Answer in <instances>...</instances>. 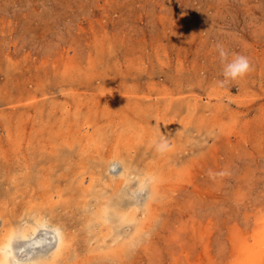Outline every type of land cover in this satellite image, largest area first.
I'll list each match as a JSON object with an SVG mask.
<instances>
[{"label": "rangeland", "instance_id": "1", "mask_svg": "<svg viewBox=\"0 0 264 264\" xmlns=\"http://www.w3.org/2000/svg\"><path fill=\"white\" fill-rule=\"evenodd\" d=\"M217 44L251 64L223 88ZM118 158L135 177L118 206L140 222L109 230L94 213ZM149 173L154 199L136 185ZM39 207L73 239L57 264L250 263L264 239V0H0V233Z\"/></svg>", "mask_w": 264, "mask_h": 264}, {"label": "bare ground", "instance_id": "2", "mask_svg": "<svg viewBox=\"0 0 264 264\" xmlns=\"http://www.w3.org/2000/svg\"><path fill=\"white\" fill-rule=\"evenodd\" d=\"M93 104H95V103H93ZM89 144H91V142ZM115 147H117V146H115ZM110 150H111V148H110ZM112 151H109V152H112ZM82 152H84V150ZM105 158L107 160L108 155L105 156ZM105 158H104V161H106ZM119 160L122 161L123 168H122V171H120V173L118 174V176H119L118 179L112 178V180H115L116 188L113 189V192L111 193L112 195L110 194L111 196L109 198L110 201L114 200L115 205L112 203H111V205H109L108 203L110 201L102 202V203L97 202L98 203L97 204L98 210L94 213L95 214L94 221H96L102 225H107L109 230H111L110 225L115 224V221H118L121 223L123 222L124 224L125 223H130V224L136 223L137 226L139 225L138 223L140 222L137 219L138 216L136 213V209H132L131 211L127 210V211L123 212V210H122L123 208L118 206L119 199L121 198V196L119 195L120 192L122 191L121 188L123 186L127 187V185L131 184L132 181H134V179H135V177H133V178L131 177L132 173L130 174V170L134 167V165H132L133 160L132 159H125V158L119 159ZM105 163H107V162H105ZM136 181H137L136 182L137 186H139L140 188L143 187L141 190H143L145 187H147L149 189V197L151 199H154V196H155V194H157V190H158V187L156 185V183L158 182V179L155 176V174L149 173V178L147 180H145L141 177L140 179L138 178V180H136ZM132 188H134V186H132ZM124 192H127V191L124 190ZM132 192H136V191L132 190ZM122 195H124V194H122ZM134 195H136V193H134ZM116 197H118V198L116 199ZM150 202H151L150 200L147 202L146 208H148ZM133 204H134V206L135 205L138 206L135 203H133ZM133 204H131L130 206L133 207ZM130 206H127V207L130 208ZM40 208L41 207H39V209L38 208L34 209V212L29 214V215H32V218H33L32 221L31 220L25 221L24 223H21V225H19V226L18 225L17 226H15V225H10V226L5 225L4 226L5 227L4 232L0 233V264H57L62 259H64V257L67 255V253L69 252V250L72 246V243H73L72 237L69 234H67L65 231H63L60 226H58L56 224L55 225L50 224V222L46 220L47 216L44 215V213L42 212V210H40ZM144 210L145 211L143 212L142 218L146 217L149 213L148 209H144ZM39 231L40 232L41 231L46 232V235L50 236L51 241L55 243V245L52 246L51 249H49L47 252H45L43 250L44 246L42 245V242H43L42 239H40L36 236L37 234H39ZM137 233H138V229L134 228L133 233L129 234L128 238L129 239L135 238ZM104 238H106V237H104ZM52 242H50V243H52ZM114 243H116V242H114ZM121 245H124V244H121ZM25 252H28L29 254H32L34 252V254L25 260H21L19 256H20V254H23ZM111 252H112V250H111ZM249 252H250L249 253V259L247 260V262L249 261L250 263H248V264H264V239L262 240V244L259 248V251L254 249L252 251L250 250ZM252 252H254V253H252Z\"/></svg>", "mask_w": 264, "mask_h": 264}, {"label": "clouds", "instance_id": "3", "mask_svg": "<svg viewBox=\"0 0 264 264\" xmlns=\"http://www.w3.org/2000/svg\"><path fill=\"white\" fill-rule=\"evenodd\" d=\"M216 49L219 53V58L224 65L222 75L224 79L218 80L217 83L220 87H226L230 81L236 80L239 77H243L251 70V64L249 58L240 55L230 53L221 44L216 45ZM231 55V59L229 56ZM169 147L167 137L161 133V142L157 144L158 151H165ZM224 173H219L218 175H223Z\"/></svg>", "mask_w": 264, "mask_h": 264}]
</instances>
